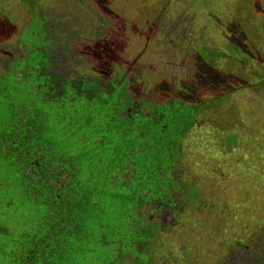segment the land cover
Returning <instances> with one entry per match:
<instances>
[{"label": "rangeland", "instance_id": "374dc122", "mask_svg": "<svg viewBox=\"0 0 264 264\" xmlns=\"http://www.w3.org/2000/svg\"><path fill=\"white\" fill-rule=\"evenodd\" d=\"M246 4L263 22L264 0ZM237 6L238 0H0V76L16 56L27 55L29 28H37L33 15H39L55 38L78 37L70 51L80 59L65 63L71 71L62 74L119 80L124 71L130 91L159 102L174 96L204 102L234 92L219 104L229 112V125L240 119L237 141L229 136L225 143L208 121L195 127L178 153L176 203L143 208L157 225L144 264H264V96L247 88L264 79V51L261 56L258 46L245 42ZM216 108L214 102L207 115L219 120ZM27 207L23 202L5 220L13 223L15 238L18 216L43 212ZM72 241L84 255L82 264L99 263L93 244L76 243L75 234ZM136 259L126 252L117 264Z\"/></svg>", "mask_w": 264, "mask_h": 264}, {"label": "trees", "instance_id": "16d2710c", "mask_svg": "<svg viewBox=\"0 0 264 264\" xmlns=\"http://www.w3.org/2000/svg\"><path fill=\"white\" fill-rule=\"evenodd\" d=\"M246 1L238 0L236 19L247 45L262 56L264 21L251 17ZM33 17L39 23L29 28L33 45L0 76V264H82L74 234L76 243L99 250L98 264H117L126 252L144 264L157 225L143 208L176 203L178 153L195 127L208 121L225 143L229 136L237 141L240 119L229 125L219 104L234 92L204 102L176 96L159 102L130 91L121 69L119 80L62 74L71 71L65 63L80 59L70 51L78 37L55 38ZM247 88L264 96L263 77ZM214 102L219 120L207 115ZM23 202L43 212L18 216L15 238L5 220Z\"/></svg>", "mask_w": 264, "mask_h": 264}]
</instances>
